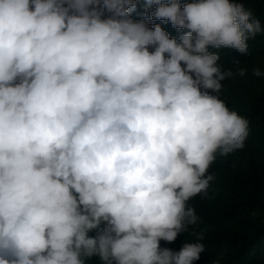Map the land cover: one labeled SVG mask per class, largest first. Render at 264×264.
Here are the masks:
<instances>
[{
	"label": "clouds",
	"instance_id": "clouds-1",
	"mask_svg": "<svg viewBox=\"0 0 264 264\" xmlns=\"http://www.w3.org/2000/svg\"><path fill=\"white\" fill-rule=\"evenodd\" d=\"M261 33L238 0H0V264L200 260L161 241L198 223L189 201L248 136L209 46Z\"/></svg>",
	"mask_w": 264,
	"mask_h": 264
},
{
	"label": "trees",
	"instance_id": "trees-1",
	"mask_svg": "<svg viewBox=\"0 0 264 264\" xmlns=\"http://www.w3.org/2000/svg\"><path fill=\"white\" fill-rule=\"evenodd\" d=\"M191 0H180L181 4ZM232 2V0H230ZM253 11L264 28V0H238ZM143 8L133 13L140 20ZM139 13V14H138ZM160 24L170 37L179 39L184 30L170 23ZM247 53L209 46L219 53L217 64L233 72L222 81L219 98L248 121L244 147L227 156H218L208 174L214 176L207 193L189 201L199 221L172 242L161 241V247L178 251L184 242H200L205 251L195 264H264V76L253 75V68L264 71V33L250 40ZM245 69L244 76L238 75ZM95 235V232L90 233ZM202 235V240L197 238ZM89 264H99L93 259Z\"/></svg>",
	"mask_w": 264,
	"mask_h": 264
}]
</instances>
